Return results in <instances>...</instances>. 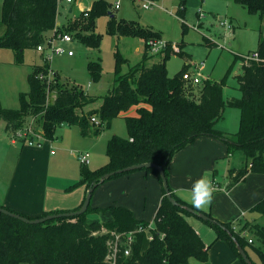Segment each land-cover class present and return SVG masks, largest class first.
Here are the masks:
<instances>
[{"label": "trees", "instance_id": "16d2710c", "mask_svg": "<svg viewBox=\"0 0 264 264\" xmlns=\"http://www.w3.org/2000/svg\"><path fill=\"white\" fill-rule=\"evenodd\" d=\"M176 1L175 14L182 18L187 0ZM234 2L248 13L264 18V0ZM109 6L106 0H93L88 10L81 11L82 18L79 21L69 22L67 30L73 31L74 37L86 46L98 48L101 35L94 32L95 20L108 15V34L141 38L144 43L148 39L160 38L159 31L138 21L116 18ZM56 15L57 0H2L0 48L11 50L15 63H22L24 50L35 49L38 44L44 43L48 37L46 32L55 28ZM196 15L199 16V13L196 12ZM59 29L58 31L63 32ZM261 31L253 51L258 54V59L245 61L243 57L235 56L219 80L205 78L196 85L199 86L196 97L193 96L194 88L190 87L193 85L182 80V74L188 70L190 60L189 54L183 51L182 43L177 44L179 51L175 53L184 57L185 63L173 76H169L166 69V61L173 52L170 42H166V49L158 53V60L148 62L154 54L146 51L147 55L143 54L133 65L128 64L129 61L116 44L114 82L102 96L91 95L77 85H71L57 88L55 96L48 102L46 85L50 65L47 60H43L41 65H33L27 75L29 88L27 92L19 93L18 108L0 106V119L5 130L11 134L35 119L40 122L42 136L52 139L61 124L76 125L82 136L97 135L109 127L114 118L123 117L127 135L113 134L107 139L105 153L108 161L95 169L81 165L78 183L84 184L86 189L105 172L144 162L162 165L167 177L166 166L177 151L199 136L215 137L225 143L229 152L241 149L246 161H249L248 166L245 164L240 168L228 169L227 187H231L245 179L248 168L253 173L264 174V37ZM203 39L207 45H215L206 37ZM238 60L241 63L240 73L234 75V79L240 96L224 99V88ZM125 64L126 70L122 69ZM87 69L91 81L100 79L102 68L99 60L89 61ZM96 101H100L97 108L86 110ZM225 106L235 107L240 111L239 128L236 132L229 133L216 127L223 117ZM132 107H135V113L127 114V110ZM91 116L98 120L97 126L90 121ZM24 141L26 140L22 138L19 143L23 144ZM140 170H144L146 174L156 173L161 183L159 174L153 168ZM131 172L133 171L115 174L109 179ZM168 187L176 201L191 206L181 200L169 185ZM0 206L32 218L4 205ZM94 211L108 214L109 218L102 221L89 220L87 213ZM250 211L264 215V197L252 205ZM54 212L60 211L44 212L41 216ZM205 213L224 225L241 247L244 243H254L253 239L248 242L243 235L235 232L230 223L221 222L208 212ZM190 215L192 214L185 209L173 205L163 189L150 222L135 218L132 211L124 206L94 208L91 206V199L82 214L36 224H29L0 212V264H191L192 260L197 264H209V246H206L187 220ZM201 221L215 231L216 238L225 239L234 252L241 256L231 237L219 224ZM242 231H252L264 246V226L246 222L241 233ZM129 232L133 233V237L129 254L124 255V234ZM117 233L122 234V242L112 263L106 256L109 244ZM252 248L264 264V250L254 246Z\"/></svg>", "mask_w": 264, "mask_h": 264}, {"label": "rangeland", "instance_id": "374dc122", "mask_svg": "<svg viewBox=\"0 0 264 264\" xmlns=\"http://www.w3.org/2000/svg\"><path fill=\"white\" fill-rule=\"evenodd\" d=\"M92 1L73 0L68 4L64 0H57L55 28H60L59 30L71 34L73 40L65 43L56 40L55 43L62 46L65 50H72L73 54L67 55L63 53L50 56L48 61L50 70L47 71L46 85L48 102L55 96L57 88H66L71 85H77L91 95L102 96L106 94L114 82V50L116 44H118L122 55L129 61L128 64H135L141 57L140 51L142 50L144 41L142 42L136 37L120 38L116 35L108 34L106 32L108 15L100 16L95 20L94 32L101 35L98 48L86 46L74 37L73 31L67 30L69 22L72 20L79 21L82 18L81 11L88 10ZM106 1L110 4L109 10L116 18L138 21L153 30L159 31L161 35L160 39L163 42H170L172 46L182 43L183 51L190 56L188 70H191L193 65L203 62L202 76L211 80H219L235 56L252 53L257 46L260 31L264 30V18H260L257 14L248 13L245 8L235 3L234 0H187L182 18H179L175 14L177 8L176 0H156L155 5L150 8H143L134 0ZM115 2L119 4L117 8L114 7ZM69 10H71L70 13ZM196 12H199L202 16H197ZM219 16H222L232 26V29L225 30L220 25ZM46 35L50 36L51 30L46 32ZM204 37L213 41L215 45H207L204 42ZM138 49L140 51H137ZM145 52L146 46L144 44L143 54H146ZM154 56L155 58L150 61L158 60L160 54H154ZM98 60L102 68L101 76L98 81L93 82L90 80L87 63ZM42 63L43 54L37 52L34 48L24 50L23 60L20 64L15 63L14 54L11 50L0 48L1 107L18 108L19 93H25L29 88L27 75L31 72L33 65H41ZM184 63V57L172 52L166 61L168 75L173 76ZM122 69L126 70L127 64L123 65ZM52 72H54V75H52ZM238 73H240V60L234 64L231 70L227 86L223 91L224 99L240 96L236 80L234 79V75ZM53 76L55 79H53ZM190 87L194 88L193 96L196 97L199 86ZM96 107H98V103L88 106L86 110ZM126 113L133 115L135 107L130 108ZM239 116L240 111L238 108L225 106L223 117L217 122L216 127L225 132H236L239 128ZM32 123L33 128L40 126V122L35 119H32ZM65 125L56 129L54 140L56 141V137L58 142L62 141V139H68L65 150L69 151L68 154H70V157L74 160V164L76 163L78 167L80 166L76 160L78 150L88 151L91 159L87 167L96 168L108 161L105 153L107 139L113 134L119 136L127 135L123 117L114 118L109 127L104 128L99 135L88 139V143L86 144L77 143V138L79 137L76 134V126L71 124ZM70 136L74 138L71 141ZM18 141L15 145L11 143V135L7 134L4 123L0 119V197L2 190H5V186L7 187L8 181L12 177V166L15 159L19 154H30L35 149L32 146H28L27 143H23L21 147V143ZM56 142L53 143L56 154L65 152ZM213 142L212 145H206L201 152L196 153L193 164V171L197 172L196 176H194L197 177L196 180L202 175H206L211 181L214 177L218 181L219 187L215 189L212 203L200 211L208 212L212 216L218 215L216 216L218 219L230 223L232 229L241 235H243L241 229L246 222L264 226V215L250 211L251 206L260 199L257 196L254 198V202H251L252 192L255 189V184L254 188L251 185L253 180L249 178L231 189L227 187L228 169L232 167L240 168L245 164L249 165V161H246L243 151L241 149H234L231 151L230 156L223 157L225 146H223L222 141L216 139ZM45 145L48 146V143H45ZM47 148L49 150V146ZM47 150L41 149L43 155L49 157L51 161V155ZM220 150H222L221 154L213 156ZM70 152L75 154L74 157ZM73 160L71 159V163ZM64 170L62 166L57 165L53 168L51 167L50 171L61 173ZM143 172L144 170H137L131 172V174L121 175L105 181L102 186L112 180L126 176H135L128 190L125 191L123 186L119 187L117 191L118 197L108 202L106 206L120 205L130 208L132 212L134 211L133 214L137 218L150 221L153 218L155 207L160 199L161 184L156 173L148 172L146 177H144ZM154 175L156 179L152 182V176ZM51 181L57 182L55 179H50V183ZM191 183L188 187H183L179 191V193L189 196L190 199L189 190L192 188L194 182ZM100 187H96L97 189L94 190V194H96ZM227 190L229 191L227 192ZM93 198H91V203L93 202ZM242 212L243 214L241 215ZM99 214L94 211L87 213V217L90 220H96ZM100 215L105 217V213ZM187 220L197 226L202 239L209 246L207 250L209 264H246L225 239L216 238L215 231L209 225L194 215L187 216ZM243 237L245 240L248 238L254 240L252 245L244 243L242 247L250 262L252 264H262L252 247L264 250V246L258 242L252 231H247ZM191 264H197V262L192 260Z\"/></svg>", "mask_w": 264, "mask_h": 264}, {"label": "crops", "instance_id": "0c3cea01", "mask_svg": "<svg viewBox=\"0 0 264 264\" xmlns=\"http://www.w3.org/2000/svg\"><path fill=\"white\" fill-rule=\"evenodd\" d=\"M1 2L2 0H0V4ZM70 12L71 10H69V13ZM0 13H1V9H0ZM220 20H224V18L222 16H219V21ZM222 27L225 30L232 29L231 25L229 28H226L225 26H222ZM51 35H52V31H51ZM139 39L143 42V39L141 38ZM144 44L145 43L143 42V47L141 51L140 49L137 50V51H140L141 56L144 52ZM153 58H155V56L154 57L152 56L151 59ZM151 59H149L148 62H153V61H150ZM189 63L190 61L188 62V64ZM96 103H98V106L100 105V101H96ZM28 123H30V121ZM62 126H66V125H61L60 127ZM76 128H77L76 134L78 135L79 138L82 137L80 139L77 138L78 139L77 143H83V144L88 143V139H91L99 135L102 132L101 131L97 135L88 134V135L82 136L79 132V128L77 126ZM8 133L9 132H7V134ZM9 134L11 135V133ZM69 138H70V141L71 139H74L72 136H70ZM213 139L216 140L218 138L211 137V136L197 137L192 143L186 145L185 147L177 151L172 156L171 160L166 166L168 185L181 200L185 201L188 204H191L190 202L191 199L189 198V196H186L183 193H179V191L182 190L183 187H188L190 184H192L191 182H195L194 180H196L197 177H194V176H196L197 172L193 171V164H194L196 153L201 152L205 148L206 145H212L214 143ZM56 141H57V137H56ZM56 141L54 140V136L52 139L43 138L40 145H36V144L29 145L28 144V146H32L35 148L32 153L25 154V155L19 154V156L15 159L14 164L12 166L13 167L12 177L8 181V185H7L8 188L4 185L5 190L3 191L1 189L2 192H1V197H0V205H4L6 207H9L18 212H22L31 217L41 216L44 212L68 211V210H74L75 208L79 207L86 193V186L84 184L78 183L79 176H80V167L82 164H80V162L77 159V153L82 152V150H78L76 153V160L80 164V166L78 167L76 163L74 164V160L73 158L70 157V154H68L69 151L65 150V146L67 144L68 139H65V140L62 139V141L60 140L59 142L58 141L56 142ZM54 142L58 143L59 147H61L62 150L65 151L66 153L60 152L59 154H56V151L53 147ZM11 143L14 145L16 144L12 141ZM45 143H48L49 150H47L48 146L45 145ZM222 143H223V146H225V154L223 155V157L230 156L231 152L228 151L223 141ZM22 146L23 145L21 144V147ZM41 149H46L49 152L52 158L51 161L49 157H45L43 155ZM51 150H53V153H51ZM71 151H75V150H71ZM221 151L222 150H220L218 153H215L213 156H218V154H221L220 153ZM71 155H73L74 157L75 154L71 153ZM71 159L73 160L72 163H71ZM90 159L91 158H90V153H89V161L86 165L89 164ZM57 165H59L60 167L62 166L65 170L61 173L51 172L50 171L51 167L53 168ZM232 168H239V167H232ZM90 169H95V168H90ZM143 175L144 177H146L145 172H143ZM254 175H257V176H254ZM133 177L135 176H126L124 178H119V179L107 182L103 186H102L103 183L97 186V188H99L100 186L101 187L96 192V194H94V191H93L91 198H93V194H94V198H93V202L91 203V206L94 208L95 207H106V204H108V202L118 197L117 191L119 187L123 186L125 191L128 190L133 180ZM249 178L253 180L251 183V185H253V188L255 184V189H253L252 199H251L252 200L251 202H254V198H256L257 196H258L257 198H260V199L264 197V174L253 173L248 168L245 179L241 182L236 183L235 185L231 187H228V189H231L232 187L245 182ZM50 179H55L57 180V182L51 181L50 183ZM154 179H156L155 175L152 176L151 181L154 182L155 181ZM227 179H228V176H227ZM254 180H255V183H254ZM228 182H229V179H228ZM212 183L215 185V189L219 188L218 181L215 180L214 177L212 178ZM228 191L229 190H227V192ZM161 197H162V185H161L160 199ZM160 199H159V202H160ZM159 202L157 203V206L155 207V211L159 205ZM132 213H134V211ZM242 214L243 212L241 213V215ZM216 216L218 215H213L215 219L221 222H225V221L218 219V217ZM108 218H109L108 214H105V217H102L99 214V217H97L96 220L102 221ZM135 218L137 217L135 216ZM141 220H144V219H141ZM190 223L192 224V222ZM192 226L194 227L196 232L200 235L197 229V226L195 224H192Z\"/></svg>", "mask_w": 264, "mask_h": 264}, {"label": "built area", "instance_id": "2783aa9c", "mask_svg": "<svg viewBox=\"0 0 264 264\" xmlns=\"http://www.w3.org/2000/svg\"><path fill=\"white\" fill-rule=\"evenodd\" d=\"M64 1L70 4L73 0H64ZM134 1H137L138 4H140V6L143 8H150L153 5H155L154 0H134ZM118 5H119L118 2H115L114 7L117 8ZM199 16L202 15L199 13ZM219 22L221 26H225L226 28L230 27V24L224 20H220ZM261 34L262 37H264V30L261 31ZM56 40L65 43L72 41L73 37L69 33L60 32L58 31V28H54L53 34L51 36H48L44 41V43L38 44L35 48L36 51L43 54V60L49 61L51 55H59L63 53H66L67 55L73 54L72 50H65L62 46L56 44L55 43ZM145 44H146V51L149 54L161 53L167 47V43L163 42L160 38L148 39L145 42ZM171 49L173 52L179 51V47L176 45L172 46V44H171ZM241 57H243L245 61L250 59L257 60L258 54L256 52H252L250 54L242 55ZM203 67H204L203 62H200L197 65H193L191 70H186L185 72H183L182 80L190 83L193 86L200 84L203 81V79H205V77L202 76V72H201ZM90 121L96 125L98 124V120L96 119L95 116H91ZM32 125H33L32 120H30V123H28L27 126H25L23 129H19L15 133H12L11 141L17 143V140L24 138L26 140L24 142L29 145L31 144L40 145L42 139L44 138L42 136L41 128L40 127L33 128ZM30 137H32V139H30ZM51 153H53V150H51ZM77 159L80 162V164L86 165L89 161V153L87 151L78 152ZM245 233L246 231H242L243 235ZM124 236L125 239L123 240L124 243L123 254L128 255L130 248L129 246L132 241L133 233L129 232L127 234H124ZM121 242H122V234L121 233L114 234V239L109 244V250L106 256V259L108 261H111L112 263L114 262L116 254L120 251ZM248 242H252V239L248 238Z\"/></svg>", "mask_w": 264, "mask_h": 264}, {"label": "water", "instance_id": "95a60500", "mask_svg": "<svg viewBox=\"0 0 264 264\" xmlns=\"http://www.w3.org/2000/svg\"><path fill=\"white\" fill-rule=\"evenodd\" d=\"M142 168H153L154 170L157 171V173L159 174V177L161 179V185H162V189L166 195V197L168 198V200L176 206H179L183 209H185L186 211H188L190 214L194 215L195 217L207 221L208 223H217L220 225V227L225 230L227 232V234L231 237L232 241L235 244L236 250L237 252L241 255L242 259L244 260V262L246 264H252L250 262V260L248 259V257L246 256V254L244 253L242 247L240 246V244L237 242V240L235 239V237L232 235V233L221 223L217 222L216 220H214L213 218H211L210 216H208L205 212L203 211H197L194 210L193 207L187 205V204H180L178 201H176V199L171 195L170 191H169V187H168V180L167 177L164 173V169L163 166L160 164H156L154 162H144V163H138V164H133V165H129V166H125L122 168H117L108 172L103 173L102 175H100L98 177L97 180L93 181L90 186L87 187L86 189V193L84 196V199L82 200L81 204L79 205L78 208L74 209V210H68V211H60V212H54V213H48L46 215L43 216H38V217H26L24 215H21L19 213L13 212L5 207L0 206V212L6 215H9L11 217H14L18 220H21L23 222L29 223V224H36V223H41L44 222L46 220H51V219H55L58 217H72V216H76L79 214H82L86 211L89 203H90V199L92 196V192L94 191V188L96 186H98L99 184L103 183V181L109 179L111 176L115 175V174H120V173H124V172H129V171H134V170H140Z\"/></svg>", "mask_w": 264, "mask_h": 264}, {"label": "clouds", "instance_id": "9594fccd", "mask_svg": "<svg viewBox=\"0 0 264 264\" xmlns=\"http://www.w3.org/2000/svg\"><path fill=\"white\" fill-rule=\"evenodd\" d=\"M191 195V204L194 210H202L208 207L214 198L215 185L206 175H202L193 183L189 190Z\"/></svg>", "mask_w": 264, "mask_h": 264}]
</instances>
